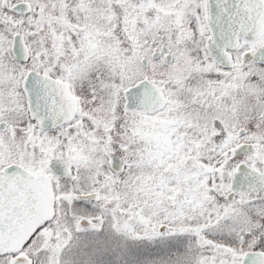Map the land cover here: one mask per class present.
Wrapping results in <instances>:
<instances>
[{
    "label": "snow or ice",
    "instance_id": "obj_1",
    "mask_svg": "<svg viewBox=\"0 0 264 264\" xmlns=\"http://www.w3.org/2000/svg\"><path fill=\"white\" fill-rule=\"evenodd\" d=\"M0 264H264V0H0Z\"/></svg>",
    "mask_w": 264,
    "mask_h": 264
}]
</instances>
